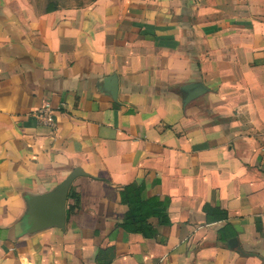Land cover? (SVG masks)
I'll return each instance as SVG.
<instances>
[{
	"label": "crops",
	"instance_id": "crops-1",
	"mask_svg": "<svg viewBox=\"0 0 264 264\" xmlns=\"http://www.w3.org/2000/svg\"><path fill=\"white\" fill-rule=\"evenodd\" d=\"M77 169L65 228L29 232ZM133 183L155 239L122 227ZM0 264H264V0H0Z\"/></svg>",
	"mask_w": 264,
	"mask_h": 264
},
{
	"label": "trees",
	"instance_id": "trees-1",
	"mask_svg": "<svg viewBox=\"0 0 264 264\" xmlns=\"http://www.w3.org/2000/svg\"><path fill=\"white\" fill-rule=\"evenodd\" d=\"M143 190V183L118 187L121 204L126 207L122 227L127 233L140 234L147 239H155L158 236V227L171 225L167 213V202L156 197L144 201L141 198ZM68 197L78 201L72 192ZM75 208L76 206H71L72 211ZM205 210L207 213L214 211L209 207H205Z\"/></svg>",
	"mask_w": 264,
	"mask_h": 264
},
{
	"label": "water",
	"instance_id": "water-1",
	"mask_svg": "<svg viewBox=\"0 0 264 264\" xmlns=\"http://www.w3.org/2000/svg\"><path fill=\"white\" fill-rule=\"evenodd\" d=\"M198 87L199 86H190L187 87V89L191 91ZM194 97L195 95L188 100ZM83 175L84 173L77 169L53 191L28 199L25 224L29 232L33 233L52 227L65 228L67 215L66 205L71 185L76 178Z\"/></svg>",
	"mask_w": 264,
	"mask_h": 264
},
{
	"label": "rangeland",
	"instance_id": "rangeland-1",
	"mask_svg": "<svg viewBox=\"0 0 264 264\" xmlns=\"http://www.w3.org/2000/svg\"><path fill=\"white\" fill-rule=\"evenodd\" d=\"M93 0H5L10 12L14 15L19 13L22 7L31 8L34 12H50L58 7L84 8Z\"/></svg>",
	"mask_w": 264,
	"mask_h": 264
},
{
	"label": "built area",
	"instance_id": "built-area-1",
	"mask_svg": "<svg viewBox=\"0 0 264 264\" xmlns=\"http://www.w3.org/2000/svg\"><path fill=\"white\" fill-rule=\"evenodd\" d=\"M36 119L43 125L52 127L55 124V115L50 107V105L46 104L35 113Z\"/></svg>",
	"mask_w": 264,
	"mask_h": 264
}]
</instances>
